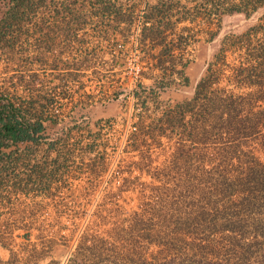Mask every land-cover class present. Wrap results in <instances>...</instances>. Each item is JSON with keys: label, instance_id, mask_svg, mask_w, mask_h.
Returning <instances> with one entry per match:
<instances>
[{"label": "rangeland", "instance_id": "374dc122", "mask_svg": "<svg viewBox=\"0 0 264 264\" xmlns=\"http://www.w3.org/2000/svg\"><path fill=\"white\" fill-rule=\"evenodd\" d=\"M9 8V0H0V19ZM99 12L82 3L74 17L42 8L23 21L14 48L0 42V92L28 97L33 90L36 99L45 94L53 101L48 141L21 148L34 152L32 165L55 171L52 179L31 186L29 195H2L6 247L0 243V264H264V88L247 87L234 76L241 64L255 65L246 61L250 47L227 53L226 63L214 68L218 83L212 88L243 98L236 120L242 133L198 129L187 115L184 126L150 139L144 134L163 113H143L137 131L120 117L113 101L119 92L112 61L116 41L104 39ZM263 16L264 7L249 19L224 17L213 42L202 17L178 27L177 34L201 40L187 46L186 58L193 64L199 59L202 73L184 90L187 99L223 41L237 43ZM134 18L129 49L142 20L139 11ZM72 20L83 45L67 42L55 27L52 32L56 22L64 28ZM185 26L190 30L182 32ZM48 36L56 41L46 43ZM260 39L264 31L253 44ZM144 50L145 73L152 55ZM48 143L55 148L47 154Z\"/></svg>", "mask_w": 264, "mask_h": 264}, {"label": "trees", "instance_id": "16d2710c", "mask_svg": "<svg viewBox=\"0 0 264 264\" xmlns=\"http://www.w3.org/2000/svg\"><path fill=\"white\" fill-rule=\"evenodd\" d=\"M9 3V10L5 17L0 19V42L4 43L6 48H14L17 41L15 33L20 30L23 21L42 8L49 9L56 16L65 13L66 16L74 17L75 9L79 4L82 3V6L87 4L91 9H99L100 14L97 16L104 18L102 32L107 34L104 39L111 41L114 37L115 41H119L118 36L121 35L119 37H122L125 42L129 40L128 34L136 23L134 14L139 11L142 15L139 43L144 47L148 45L151 50L161 47L162 51L157 56L159 66L165 73L169 71L171 75L176 74L180 83L184 85L189 83L186 70L192 64V61L186 58L187 46L190 40L193 43H200L201 40L197 34L193 36H186L184 33L177 34L176 30L181 24L187 22L194 24L199 17H202L207 26V41L213 42L218 36L224 17L244 14L249 19L264 7V0H155L154 3L152 0H140L139 2L136 0L132 5L123 4L120 0H9ZM76 21L66 22L64 28L58 26L56 22L54 26H51L52 32L55 27L56 32L66 33L67 42H77L83 45L86 42L79 39L78 26L76 28L72 26L76 23L78 25ZM213 27H217L218 30L214 31ZM181 29L182 32L190 30L187 26ZM261 31H264V16L258 26L236 37L238 44L223 41L215 60L208 64L205 77L196 86L193 98L176 104L175 108L168 107L164 116L151 124L144 135L153 139L154 132L162 135L169 127L175 130L181 125L184 126L187 115L194 118V126L200 124L198 129L200 127L207 129L209 125L211 130L222 131V133L232 131L237 134L242 133L243 128L236 120L240 115V106L243 105L238 101L243 98L227 94L224 89L212 90L213 86L218 83L214 68L220 62L226 63L228 52L245 49L244 44L247 43L250 47L248 48L250 58L246 61L250 63L255 60L256 63L253 67L241 64L234 69L237 72L234 76L245 82L247 87L260 85L264 88V40L260 39L259 44H253V38ZM176 35L177 38H172ZM55 41L54 37L49 36L45 40L50 44ZM176 52H178L177 56ZM167 63L169 66H166ZM163 81L159 82L161 88L169 85L164 86ZM30 92L28 97H15L12 94L0 92V201L5 192L29 195L31 186L39 182L44 184L55 174V171L45 173V169L37 163L32 165L36 159L33 156L34 152L29 148H21L23 144L39 145L48 141L45 135L46 124L53 121V116H50L49 111L53 101L49 95L44 94L36 99L32 94L34 91L30 90ZM259 100L264 101V96H261ZM54 148V144L48 143L46 153L48 154ZM27 231H30V228ZM24 237L29 240L30 232H27ZM0 243L6 247L1 236ZM64 253L65 251L62 250L60 256ZM34 263L40 264L38 261Z\"/></svg>", "mask_w": 264, "mask_h": 264}, {"label": "crops", "instance_id": "0c3cea01", "mask_svg": "<svg viewBox=\"0 0 264 264\" xmlns=\"http://www.w3.org/2000/svg\"><path fill=\"white\" fill-rule=\"evenodd\" d=\"M147 47L149 48L148 45H147ZM200 47H202V46H200ZM148 51L152 55V57H150V59L148 61V67L146 68V70H148V71L143 73L142 79H141L140 84H139V88L136 92V96L139 99V105H141L143 108L142 111H135V121H137V127L138 128H141V126H142V123H143L142 119L144 118L143 113L151 112L152 110H154L156 112L157 111L162 112L163 116H164L165 111L167 109H169L168 107L175 108L176 104L182 103L183 101H186V100H191L193 97L187 99L186 96L184 95V90L189 88V86L191 87V85H193L194 82H197L198 77L202 74L201 70H200L201 68H200V65L198 62L199 59H196L195 60L196 63L195 64L192 63L193 65H190V67L186 70V76L189 79L188 85H186V84L184 85L183 83L173 81L174 85L168 87V89L166 91H164L160 97L157 98L153 94V88L156 87V85L162 79H175L176 74L171 75V73L169 71L165 73L164 70L161 69V67L159 66L157 56L162 51L161 47H156L153 50H151L149 48ZM177 55H178V53H176V56ZM112 59H113L112 61H115L113 72L117 73L115 76H116L118 83H119V86H118L119 91L123 86V87H127L130 91H132L131 93H133L134 88H135L134 85L131 84V81L129 80L128 77L125 78L124 71L122 69H120L121 68L120 64L123 65L124 62H122L119 57L113 58V55H112ZM254 62L256 63L255 60H254ZM168 65H169V63L166 64V66H168ZM206 73H207V70H206ZM142 90H145L148 93L147 94H144V93L141 94ZM114 102L118 103L117 110L120 113V102H118V101H114ZM132 103L133 102L130 101V102H128V105H131ZM128 111H129V108H128ZM124 116L128 117V114H124ZM158 119H160V118H158ZM157 120H154V121H157ZM30 144H32V143H30ZM41 144H39V145H41ZM32 145H35V144H32ZM39 145H35V146L38 147Z\"/></svg>", "mask_w": 264, "mask_h": 264}, {"label": "built area", "instance_id": "2783aa9c", "mask_svg": "<svg viewBox=\"0 0 264 264\" xmlns=\"http://www.w3.org/2000/svg\"><path fill=\"white\" fill-rule=\"evenodd\" d=\"M134 40L132 42V47L129 49V40L125 42L124 40H119L114 43L115 51L114 54L116 57H119L122 62L125 63L127 69L129 71L124 72L125 78L128 77L131 81V84L134 85V91H130L127 87H123L120 89L119 93L115 95L113 101L120 102V117H125L124 114H128V117H125V121L127 127L132 131H137V121H135V111H142L143 108L139 105V99L136 96V92L139 88L140 81L142 79L143 73L145 71V67L147 62L144 58V46L139 43V39L141 37V27H138V32L134 34ZM166 84L165 88H161L160 83L153 88V94L158 98L162 95L164 91L168 89V87L174 85L173 81H177L180 83L178 76H175V79H162ZM147 94L145 90H142L141 94ZM132 101L131 105H128V102ZM129 108V111H128Z\"/></svg>", "mask_w": 264, "mask_h": 264}]
</instances>
